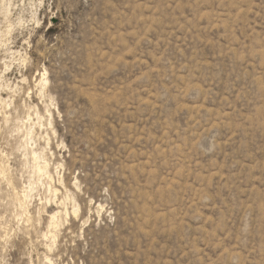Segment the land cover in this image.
Instances as JSON below:
<instances>
[{
	"label": "rangeland",
	"instance_id": "obj_1",
	"mask_svg": "<svg viewBox=\"0 0 264 264\" xmlns=\"http://www.w3.org/2000/svg\"><path fill=\"white\" fill-rule=\"evenodd\" d=\"M0 168V264H264V0H0Z\"/></svg>",
	"mask_w": 264,
	"mask_h": 264
},
{
	"label": "bare ground",
	"instance_id": "obj_2",
	"mask_svg": "<svg viewBox=\"0 0 264 264\" xmlns=\"http://www.w3.org/2000/svg\"><path fill=\"white\" fill-rule=\"evenodd\" d=\"M37 85H39L40 87H41V85L43 86V85H45V81H44V78H43V74L40 76V80H39V82H38V84ZM39 87V88H40ZM44 88V87H43ZM42 88V89H43ZM42 92V91H41ZM40 92V93H41ZM42 94V93H41ZM48 155V154H47ZM35 156V155H34ZM35 158H37V157H35ZM39 158V157H38ZM32 159V158H31ZM36 162V161H35ZM0 172H3L4 173V168H0ZM32 172H33V170H32ZM36 172H37V174L38 175H41V176H43V175H45V174H47V164L46 163H44L43 162V165H37L36 166ZM3 175H5V174H3ZM47 177H50V176H47ZM39 179V178H38ZM50 180V179H49ZM4 183V182H3ZM9 183V182H8ZM59 184V183H58ZM49 185V184H48ZM30 187H31V185H29ZM51 190V189H50ZM49 190V191H50ZM53 193H56V190H53L52 191ZM26 193V192H25ZM18 194V193H17ZM58 196V195H57ZM64 198V197H63ZM15 202V201H14ZM13 202V203H14ZM68 203V202H67ZM61 205V204H60ZM67 205V204H66ZM17 208V207H16ZM55 209V208H54ZM53 209V210H54ZM62 209V208H61ZM75 211V210H74ZM67 212V211H66ZM70 213V212H69ZM26 214V213H25ZM47 214H49V216L47 217V221H48V226H47V232H49V233H51L53 230H56L57 228H58V226H59V224L61 223H59V219H58V215H59V213L58 212H56V213H52V214H50V213H47ZM74 214H75V212H74ZM65 215H66V213H65ZM23 216V215H22ZM26 216V215H25ZM29 216V215H28ZM61 216V215H60ZM61 218V217H60ZM31 221V220H30ZM27 227V226H26ZM61 227V226H60ZM46 232V231H45ZM55 234H56V231L53 233V235L50 237L49 236V238H51V240L52 239H54L56 236H55ZM50 251V250H49Z\"/></svg>",
	"mask_w": 264,
	"mask_h": 264
}]
</instances>
